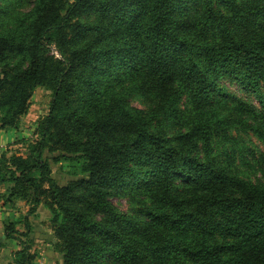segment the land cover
Listing matches in <instances>:
<instances>
[{
	"label": "trees",
	"instance_id": "obj_1",
	"mask_svg": "<svg viewBox=\"0 0 264 264\" xmlns=\"http://www.w3.org/2000/svg\"><path fill=\"white\" fill-rule=\"evenodd\" d=\"M36 88L47 114L0 152L3 205L28 208L12 264L34 262L41 205L62 264H264V0H0V130ZM232 132L261 144L260 178Z\"/></svg>",
	"mask_w": 264,
	"mask_h": 264
},
{
	"label": "rangeland",
	"instance_id": "obj_2",
	"mask_svg": "<svg viewBox=\"0 0 264 264\" xmlns=\"http://www.w3.org/2000/svg\"><path fill=\"white\" fill-rule=\"evenodd\" d=\"M225 84L231 93L258 108L252 96H248L240 91L235 84ZM49 102L50 92L41 88L34 90L29 102L27 114L22 117L18 129L14 130L17 134H14L13 137L3 138L0 141V152L5 150L12 153L24 152L25 144L22 141L32 137V131L36 126V122L48 112ZM130 103L136 108H144V105L137 98H133ZM232 136L237 138L238 143L233 144L237 150L245 146L253 152L252 156L248 152L245 157L252 164V167L238 164L240 173L251 181L260 178L259 167L256 161H259L260 154L263 151L261 144L251 132L247 134L232 132ZM51 171L52 177L59 185H64L71 180L70 168L67 163L51 164ZM5 189L4 186L0 187V210L4 213L0 219V264H12L11 254L16 248H20V245L16 240H5L4 228L10 222L19 221L18 223H14L16 224L15 228L20 232L23 231L21 219L26 215L28 208L22 202H18L14 207L4 206L1 195L5 193ZM111 202L118 211L130 213L131 205L125 197H112ZM50 218L49 211L42 205L39 206L34 216L29 217L31 233L28 236L27 244L30 245V253L35 256L33 264H62L61 255L53 250L54 237L50 225Z\"/></svg>",
	"mask_w": 264,
	"mask_h": 264
},
{
	"label": "crops",
	"instance_id": "obj_3",
	"mask_svg": "<svg viewBox=\"0 0 264 264\" xmlns=\"http://www.w3.org/2000/svg\"><path fill=\"white\" fill-rule=\"evenodd\" d=\"M14 134H17L14 130H8V131L0 130V141L3 140V138L13 137ZM2 209H4V208H2ZM2 215H4V213L1 212V210H0V219H1ZM16 250H19V248H16ZM16 250H14V251H16Z\"/></svg>",
	"mask_w": 264,
	"mask_h": 264
}]
</instances>
